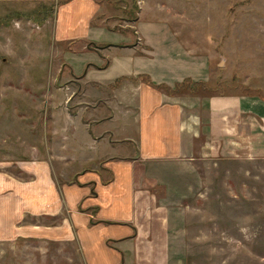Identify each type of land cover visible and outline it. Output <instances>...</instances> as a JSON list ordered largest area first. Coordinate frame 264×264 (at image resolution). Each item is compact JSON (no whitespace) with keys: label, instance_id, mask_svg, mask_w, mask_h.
<instances>
[{"label":"crops","instance_id":"1","mask_svg":"<svg viewBox=\"0 0 264 264\" xmlns=\"http://www.w3.org/2000/svg\"><path fill=\"white\" fill-rule=\"evenodd\" d=\"M56 1L65 109L60 120L53 73L42 134L31 121L30 152L0 157V241L73 242L83 264H193L194 215L170 202L193 184L196 139L204 134L200 148L210 154L264 156V98L201 99L152 84L208 73L166 0H138L136 19L116 16L112 0ZM118 25L134 27L135 38ZM124 142L134 156H120ZM56 160L67 164L61 179Z\"/></svg>","mask_w":264,"mask_h":264},{"label":"rangeland","instance_id":"2","mask_svg":"<svg viewBox=\"0 0 264 264\" xmlns=\"http://www.w3.org/2000/svg\"><path fill=\"white\" fill-rule=\"evenodd\" d=\"M112 1L116 16L137 18L138 0ZM166 1L182 14L178 22L187 29L188 39L194 35V56L207 62V78L197 79L206 84H197L195 79L189 85L194 87V97L241 93L264 98V0ZM56 4V0H0V157L30 152L26 139L31 135V121H38L42 134L53 73L59 74L54 80L61 86L55 100H61L62 120V91L68 90L69 82L60 76L68 71L62 47H54L52 41ZM117 31L135 38L132 26L118 25ZM75 102H69L72 111ZM60 137L66 147L68 139ZM204 140V134L196 139L190 190L170 202L188 206L194 215L187 223L194 232L193 264H264V156L210 154L200 148ZM135 153L133 144L124 142L120 147V156ZM55 163L61 179L66 163ZM0 264L83 262L73 242L21 238L0 241Z\"/></svg>","mask_w":264,"mask_h":264},{"label":"trees","instance_id":"3","mask_svg":"<svg viewBox=\"0 0 264 264\" xmlns=\"http://www.w3.org/2000/svg\"><path fill=\"white\" fill-rule=\"evenodd\" d=\"M55 7H56V5H55ZM55 7L53 8V11H52V12H55ZM93 45H94V46H99V45H96V44H93ZM120 79H121V77H118V78L116 79V81L114 82V84L118 83ZM146 79H147L149 82L152 83V81L150 80V78L148 77V75L146 76ZM191 82H194V81H193L190 77H186V78L183 79L182 81H178V82H176L174 86H170V85H167V84H165V83H159V84L152 83V84H154V85L157 86V87H163V88L166 89L167 92L172 93V92H178V91H181L183 88H186V87L193 91V90H194V87H190V86H189ZM195 82H196L197 84H206V82L203 81V80H199V81L196 80Z\"/></svg>","mask_w":264,"mask_h":264}]
</instances>
